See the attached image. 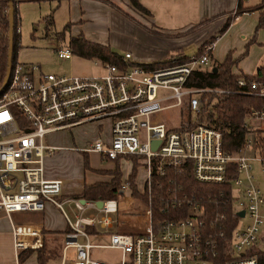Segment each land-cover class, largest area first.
<instances>
[{"label": "built area", "instance_id": "built-area-1", "mask_svg": "<svg viewBox=\"0 0 264 264\" xmlns=\"http://www.w3.org/2000/svg\"><path fill=\"white\" fill-rule=\"evenodd\" d=\"M211 46L156 67L135 61L127 51L123 64L93 59L102 71L91 74L56 73L46 71L40 62H13L8 84L0 93V209L7 213L43 210L47 202L63 208L62 180L45 173V153L55 149L45 142L46 136L85 122L111 119L110 140L100 135L82 150L99 152L106 159L138 156L146 169L148 200L129 195L127 180L118 197L102 199V207L97 199H72L79 211L74 219L66 215L70 230L60 264H113L92 257L91 226L99 237L109 231V242L97 245L122 249L121 264H259V251H264V187L257 182L256 172L264 174V107L251 109L245 118V126L260 132L255 140L248 134L237 153L223 150L219 127L199 123L178 130L154 118L168 108H179L186 98L191 118H196L197 93L208 88L188 86L187 79L193 69L210 66ZM54 52L61 59L74 56L68 44L56 46ZM237 83L242 88L236 92L264 96V84L256 80L239 77ZM152 140L159 141L155 148ZM187 165L198 181L230 184L236 220L229 236L222 225L218 231L213 229L217 218H207L202 198L186 191L178 194L182 186L178 182L163 198L162 210L179 208L180 213L158 220L154 227L149 195L152 172L165 176L169 169L177 173ZM127 206L128 213L123 214ZM88 209L103 216L87 215ZM240 210L242 216L237 214ZM113 214L118 216L114 229ZM13 234L18 256L23 250L44 246L45 234L37 224L15 222ZM70 247L76 250L73 259L68 258ZM14 264H21L20 259Z\"/></svg>", "mask_w": 264, "mask_h": 264}, {"label": "crops", "instance_id": "crops-1", "mask_svg": "<svg viewBox=\"0 0 264 264\" xmlns=\"http://www.w3.org/2000/svg\"><path fill=\"white\" fill-rule=\"evenodd\" d=\"M257 1L243 0V6L253 5ZM140 2L150 14L136 10L130 0H18L17 9L20 26L22 16H26L33 9L38 15L43 16L46 30L48 27L52 30L56 18L62 13L66 20L64 27L70 23L69 29L74 30L71 37L82 34L88 40L110 45L121 54L130 51L135 61L145 63L165 61L175 57L184 59L197 53L203 42L217 34L219 28L230 16L229 25L216 36L212 43L211 61L222 62L227 53L231 52L232 59L236 58L232 72L244 74H252L260 64L261 59L258 56L254 57L253 53L256 50H262L264 54V26L256 29V10L236 13L238 0H140ZM38 3V9L33 7ZM75 57L78 59L77 64L74 61ZM66 60L72 61L69 63L71 68L69 73L91 74L102 71L94 64L93 59L74 54L72 58ZM85 60L90 63H84ZM85 65H89L90 68L86 69ZM87 123L97 125L90 136L89 133L81 130ZM111 128L112 120L105 119L103 122H85L51 132L46 136L45 142L55 146V149H48L45 153V173L49 178L62 180L60 200L63 201V208L47 202L43 210L7 213L0 209V264H14L19 258L14 247L13 223L15 222L34 223L42 227L45 234L43 247L55 249L59 264L61 263L65 236L70 230L66 216L69 213L64 205L66 203L74 205L72 200L74 198L83 199L84 197L80 195L86 183L110 180L112 175L106 170L116 167L115 159H106L102 156L104 161L114 162V166L100 168L92 165L89 160L90 152L95 151L87 152L80 148L85 147L90 140L100 135L109 141ZM109 131V134L103 135ZM86 155L89 161L88 167L85 163ZM125 158L126 156L119 158L120 167ZM99 174L106 175V179H98ZM126 178H128L127 175L124 179ZM144 186L145 181L141 186L143 190ZM103 233L101 237L107 232ZM3 244L7 250L6 247L4 251L2 250ZM40 249H34L37 251L36 264H39ZM69 249L72 251L69 252ZM69 249L67 250L68 258H75V248Z\"/></svg>", "mask_w": 264, "mask_h": 264}, {"label": "trees", "instance_id": "trees-1", "mask_svg": "<svg viewBox=\"0 0 264 264\" xmlns=\"http://www.w3.org/2000/svg\"><path fill=\"white\" fill-rule=\"evenodd\" d=\"M17 1L15 0V29H14V57L13 62L17 60V51L20 46L21 32L17 29L20 26L19 15L17 9ZM132 6L141 13L150 14L149 10L143 6L140 0H130ZM8 0H0V87L4 80L8 54H9V13H8ZM237 12L241 13L248 10L257 11V24L256 29L264 26V0H258L253 5L243 6V0H238ZM235 13V14H236ZM231 21V17H227V20L219 28L217 34H214L208 38L197 53L203 51L204 46L212 44L218 34L222 33ZM70 23H68L62 31H56V35L59 39L65 38V32L69 29ZM51 28H47V36L50 35ZM73 50L74 54L89 59H99L102 62H113L118 64L124 63V54L114 50L108 44H102L88 40L84 35L73 36L67 43ZM246 53V51H245ZM210 54V52H209ZM181 59V58H178ZM183 59V58H182ZM181 59V60H182ZM185 59V58H184ZM165 61H153L149 63L141 62L148 67H156L166 64ZM236 58L232 59L231 52H228L225 59L222 62L211 61L208 67H199L193 69L187 79V85L199 88H208L202 91L209 95L208 100L203 102V106L200 107L198 116V122L209 126L220 127L222 130V146L226 153L240 152L248 134H250L255 140L259 136L260 130L254 131L244 125V120L253 108L264 107V96L239 93L234 90L242 88L237 83L239 77H243L246 81L256 80L260 84H264V63H260L252 74L233 73L232 66L235 64ZM214 88H225L232 90L231 92H219L213 90ZM201 104V99H200ZM193 126L189 127L192 128ZM173 129L183 130L189 129L188 127H171ZM137 158L136 155H127ZM116 167L114 169H108V173L112 175L110 180H98L93 183H86L83 193L80 195L86 199H107L116 197L120 193L122 186V170L119 163V158L115 159ZM86 167L89 166L88 157H85ZM101 171V169H100ZM137 175V166L133 165V169L128 177V182L133 193L137 196H147L146 184L144 186V193L141 194L134 181ZM234 176V175H233ZM172 179V180H169ZM152 188L150 190V198L152 203V219L153 225L156 227L158 220L164 217H176L180 211L177 209L162 210L163 198L173 190L180 183L181 190L178 194H182L185 191L188 194H193L198 198H202L207 205L206 216L208 219L217 218L216 225L213 229L219 230L220 225L227 229V236L230 234V227L236 220V215L231 208L230 204V184H216L205 183L196 180L192 175L190 165L184 168L182 167L177 173L174 169H169L166 175H159L157 172H152ZM178 182V183H177ZM223 214V218L220 215ZM89 231L92 234L98 233L96 227H89ZM27 250V251H26ZM19 253V258H25L34 249H26ZM55 249L41 248L38 251V263L47 264L48 260L56 256ZM259 264H264V251H259Z\"/></svg>", "mask_w": 264, "mask_h": 264}, {"label": "rangeland", "instance_id": "rangeland-1", "mask_svg": "<svg viewBox=\"0 0 264 264\" xmlns=\"http://www.w3.org/2000/svg\"><path fill=\"white\" fill-rule=\"evenodd\" d=\"M34 6L36 9H38L39 3L37 5H33V7ZM59 15L60 17L56 18L55 25L53 26V29L50 30L49 36H47L46 22L44 21L43 16L41 17L40 15H38L33 9H31V11H29L26 16L24 15L22 16L21 26H20L21 41H20V46L17 51V59L19 61L21 62H28V61L37 62L38 61L43 65L46 71H50V72L60 73V72H69L71 70L69 63L72 62L71 60H73L74 58L71 59L70 61L66 59H61L54 52V48L56 46L66 45L70 41L72 33L74 31V30L71 31L70 29H67L65 32L64 39H59L57 37V35L55 34L56 31H62L66 23L65 22L66 20H64L62 13ZM253 54H254V57L258 56V58L261 59L260 63L264 62V54L262 53V50H256ZM74 61L76 62V64L78 63V59L76 57ZM84 63L89 64L90 61L85 60ZM87 67L90 68L89 65L86 66L85 68L87 69ZM197 97L201 99V104H200V107H201L204 104L203 102L206 103V101L209 98V95L205 93L203 94L200 92V93H197ZM199 112H200V108L198 110L196 118L195 119L191 118L192 114L189 110L188 100L186 98L185 100H183L182 104L180 105L179 111H178V107L168 108L162 111L160 114H157L156 116H154V118L156 120L164 121L169 127L176 126V127H181V128H185V127L189 128L191 126H195L199 124L198 122ZM95 128H97V125L95 126L93 124L91 125L90 123H87L86 125L82 126L81 130L89 133V136H90L93 134L91 131H93ZM109 133L110 131L107 133H103V135L104 134L107 135ZM94 140H90V141H94ZM83 148L84 146H81L80 150H82ZM89 160L92 165L96 167H100V168L102 167L108 168V167L114 166V162H112L111 160L104 161L98 152H90ZM132 163L133 165L137 166V175L135 176L134 181L137 185V188L141 192V194H143L144 190L143 188H141V186L143 184V181H145L147 174H146V170L144 169L145 166L142 164V161L138 157L135 158L133 156H126V158L123 160L122 166H121V170H122L121 184H123L125 180H127L128 182V178L124 179V177L126 175L129 177V174L131 173V170L133 169ZM97 176H98V179H106V175L104 174H99ZM256 177L258 178L257 182L259 183V185L264 187V174L256 172ZM136 181L138 182V184ZM128 194L143 202L148 200V193L145 194L147 196H144V197L137 196L136 194L133 193V188H130V190L128 191ZM118 196L119 194L116 197ZM64 208L67 210V212L69 213L72 219L75 218V212L79 211L78 208L75 206V204L70 205L66 203L64 205ZM128 210L129 208L126 211H123V214L128 213ZM91 213L97 214L100 212H98V210H95V209H88L86 211L87 215ZM99 216L102 217L103 216L102 213H100ZM127 216L128 215H126V217ZM111 217L113 218L111 226L114 229L116 228L118 224V220H117L118 216H116V214H113L111 215ZM126 217L124 219H126ZM240 219H241L240 221H243L246 219V217L240 218ZM123 221H126V220H123ZM125 225L130 226L131 221L129 222L126 221ZM104 232L108 233L109 231H104ZM107 233L103 237H99L98 235L96 236V233L91 237V241L95 243V246L91 249V255L95 259L109 261L113 264H121V261L123 258L122 249L117 248V247L97 245V244L109 242V234ZM5 247L6 246H4L3 244L2 246L3 251ZM6 250H7V247H6ZM71 251L72 249H69V252ZM36 252L37 251L33 250L25 258L21 257L20 259L21 264H26V263L36 264L35 263V259H36L35 253ZM128 259H129V255H128ZM48 264H59V259L57 258V256L52 257L50 258Z\"/></svg>", "mask_w": 264, "mask_h": 264}, {"label": "water", "instance_id": "water-1", "mask_svg": "<svg viewBox=\"0 0 264 264\" xmlns=\"http://www.w3.org/2000/svg\"><path fill=\"white\" fill-rule=\"evenodd\" d=\"M8 13H9V54H8V62H7V70L4 77V80L2 82V85L0 87V93L5 89V87L8 84L10 75H11V69L13 64V57H14V29H15V0H8ZM158 140H152L151 144L152 147L155 148L158 144ZM83 201L85 198L82 199ZM97 204L99 207H102L103 200L99 199L97 201ZM238 215H243V210H240L237 212Z\"/></svg>", "mask_w": 264, "mask_h": 264}]
</instances>
